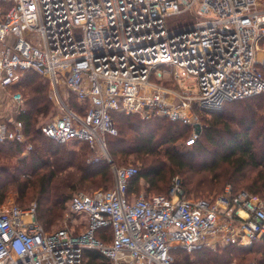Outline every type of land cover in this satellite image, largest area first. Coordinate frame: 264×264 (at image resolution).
Returning a JSON list of instances; mask_svg holds the SVG:
<instances>
[{
  "label": "built area",
  "instance_id": "built-area-1",
  "mask_svg": "<svg viewBox=\"0 0 264 264\" xmlns=\"http://www.w3.org/2000/svg\"><path fill=\"white\" fill-rule=\"evenodd\" d=\"M181 15L185 24L168 26ZM29 71L49 83L56 112L41 129L59 144L84 142L107 153L118 112L180 122L192 147L206 127L204 113L264 95V1L0 0V86L21 84ZM11 97L13 114L24 113L23 92ZM8 123L0 119V143H24L22 123ZM113 172L112 188L74 193L67 208L79 223L70 219L71 226L46 230L37 203L0 208V264H84L86 249L113 264H178L173 249L248 248L264 235V199L248 190L228 185L191 198L174 175L166 195L130 197L139 168ZM105 227L110 243L96 236Z\"/></svg>",
  "mask_w": 264,
  "mask_h": 264
},
{
  "label": "trees",
  "instance_id": "trees-1",
  "mask_svg": "<svg viewBox=\"0 0 264 264\" xmlns=\"http://www.w3.org/2000/svg\"><path fill=\"white\" fill-rule=\"evenodd\" d=\"M9 89L12 93L21 90L26 95V111L15 117L23 125L26 140L0 143V163L7 161L0 165V204L15 185L23 190L24 201L36 200L37 219L50 231L63 219L74 193L86 190L91 194L90 190L103 185L112 188L114 172L106 160H94L93 148L88 143L59 144L42 132L39 116L52 110L49 83L42 75L29 71L21 84ZM112 116L118 130V135H109L108 140L113 161L121 157L127 161L134 156L133 161L141 163V168L137 166L138 175L130 183V197L134 191L139 192L142 180L148 192L155 191L151 194L166 195L171 178L180 173L185 177L189 197L219 191L230 183L234 192L245 189L264 199V95L227 102L213 113L193 149L186 151L177 142L184 138L185 145L191 131L180 122L159 117L146 120L137 114L118 112ZM8 125L13 128V121ZM29 144L32 149L25 154ZM15 155L19 159L14 162L11 157ZM25 175L28 177L23 178ZM167 187L165 193H160ZM96 236L110 243L113 232L105 227ZM189 253L194 256L192 261L186 250L178 248L171 252L178 264H242L251 261L247 258L251 255L257 264H264V235L248 248L228 245L221 249L198 248ZM83 258L84 264H113L96 249H86Z\"/></svg>",
  "mask_w": 264,
  "mask_h": 264
},
{
  "label": "rangeland",
  "instance_id": "rangeland-1",
  "mask_svg": "<svg viewBox=\"0 0 264 264\" xmlns=\"http://www.w3.org/2000/svg\"><path fill=\"white\" fill-rule=\"evenodd\" d=\"M262 1H264V0H262ZM182 17H184V16L181 15L179 17L169 18L168 21H167L168 26L169 27H175V26H178L179 24H180L179 26H182L183 24H185V22L182 19ZM179 18H181V19H179ZM4 41L7 42V43H12L13 42V39H12L11 36L7 35ZM37 41H39V40H35V42H37ZM189 83L193 84L194 83V80L193 79H189ZM0 88H1V86H0ZM194 88H196V85H195ZM6 93L8 95H10V96L13 94L10 91L9 88H7L5 94ZM24 97L26 98V95H24ZM50 101L52 103V110L46 116H39V125L40 124H43L45 121H47L56 112V106H55L54 102L51 99H50ZM203 117H204L203 122H204L205 125H207L210 122V120L212 119L213 113H211L210 115H207V114L204 113ZM110 137L111 136H109V137L107 136V139H106V150H107V153H106V151H104V149H101L100 147L93 148L94 155L92 157L94 158V160L95 161H97V160H106L107 162H109L111 164L112 173H113V167L114 166H118V165H136L139 168H141V163L140 162H134L133 161L134 160V156H129L127 158V161H122L123 160V157H121V159L119 161L114 162L113 161V158H112V156H111V154L109 152V148H108V140H109ZM177 145H179L180 146V149L183 150V151L192 150L193 149V146L192 147H186L184 145V138L183 139L182 138L179 139L178 142H177ZM24 153L26 154L27 152L25 151ZM10 154L11 153H9V155ZM11 155H13V154H11ZM11 159H12V161L15 162V161H17V159H19V157L17 155H15V156H12ZM2 163H4V164H2ZM6 163H7V161L1 162L0 165L1 166L2 165H6ZM195 167L196 168H199L200 166L196 165ZM176 175H180L182 179L183 178L185 179V177L182 174H180V173H177ZM27 177H28L27 175L23 176V178H27ZM140 185H141V189L139 190L138 193L136 191H134L133 192L134 195H139L141 193H143V194H150L152 192H155V191H149L148 192L146 190L147 184L143 180L140 182ZM225 185L226 186H224L223 189H220L219 191H213L212 193H208L207 192L205 194L200 193L197 196L196 195H192L190 197L191 198L210 197V196H213V195L218 194L221 191L223 192L228 185H232V184L228 183V184H225ZM239 188H241V187H238V189ZM103 189H108V188L105 187V185H103V186H100L97 189H95V191H97V190H103ZM82 190H84V189H82ZM167 190H168V187L163 192H160V193H165ZM22 191L23 190L18 189L15 185H13L11 188H9L8 191H7V193H6V196H5L4 201L0 204V208L10 207V206H13V205H18V206H20L22 208H27V207L31 206L33 203H37L35 199L34 200H30V201H24L22 199ZM84 191H86V190H84ZM90 191H91V193L95 192L94 190L93 191L90 190ZM29 193H30V189L27 190V195ZM81 218H83V217H81ZM70 219L75 220L77 223H79V218L78 217H74V215H72L71 213H69V210L67 208V209H65V213H64L63 219L59 222V224L57 226H53V228L50 231L59 229L61 227H65L66 225L67 226H71L72 223H71ZM81 229L82 228L80 227V228H77L76 230L77 231H81ZM221 248H223V247H219L218 249H221ZM188 254L190 255V260L192 261L194 259V256L191 253H189V252H188ZM252 257H254V256L251 255V256H249L247 258H249V260H251V261H256V263H257V259L252 258ZM241 260L242 261L243 260L245 261L247 259H241ZM109 261H111V260H109ZM230 264H237V262L236 261H232V263H230Z\"/></svg>",
  "mask_w": 264,
  "mask_h": 264
},
{
  "label": "crops",
  "instance_id": "crops-1",
  "mask_svg": "<svg viewBox=\"0 0 264 264\" xmlns=\"http://www.w3.org/2000/svg\"><path fill=\"white\" fill-rule=\"evenodd\" d=\"M7 88H0V119L5 120L6 122L13 121L16 115L13 114V110L16 107L15 101L10 95L5 94ZM10 94V93H9Z\"/></svg>",
  "mask_w": 264,
  "mask_h": 264
},
{
  "label": "water",
  "instance_id": "water-1",
  "mask_svg": "<svg viewBox=\"0 0 264 264\" xmlns=\"http://www.w3.org/2000/svg\"><path fill=\"white\" fill-rule=\"evenodd\" d=\"M121 264H124V263H121Z\"/></svg>",
  "mask_w": 264,
  "mask_h": 264
}]
</instances>
